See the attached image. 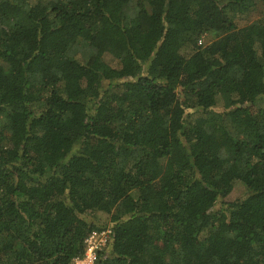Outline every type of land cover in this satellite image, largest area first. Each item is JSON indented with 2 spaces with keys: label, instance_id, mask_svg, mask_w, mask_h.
<instances>
[{
  "label": "trees",
  "instance_id": "obj_1",
  "mask_svg": "<svg viewBox=\"0 0 264 264\" xmlns=\"http://www.w3.org/2000/svg\"><path fill=\"white\" fill-rule=\"evenodd\" d=\"M260 5L0 0V264H264Z\"/></svg>",
  "mask_w": 264,
  "mask_h": 264
},
{
  "label": "built area",
  "instance_id": "obj_2",
  "mask_svg": "<svg viewBox=\"0 0 264 264\" xmlns=\"http://www.w3.org/2000/svg\"><path fill=\"white\" fill-rule=\"evenodd\" d=\"M202 41H200L201 43ZM111 230H94L86 239V250L83 256H77L72 264H99L98 250L108 243Z\"/></svg>",
  "mask_w": 264,
  "mask_h": 264
},
{
  "label": "rangeland",
  "instance_id": "obj_3",
  "mask_svg": "<svg viewBox=\"0 0 264 264\" xmlns=\"http://www.w3.org/2000/svg\"><path fill=\"white\" fill-rule=\"evenodd\" d=\"M264 11V6L260 5L258 10L252 13L249 17H240L236 19V24L240 27L245 26L252 21H254L256 18H258ZM216 38V33H209L205 35V37L202 39L203 42H209ZM106 59L111 61V55H106ZM248 193V188L245 184L239 183L235 186L234 190L231 192L230 195L227 196L226 200H233L239 197H243ZM110 238V235H109Z\"/></svg>",
  "mask_w": 264,
  "mask_h": 264
}]
</instances>
